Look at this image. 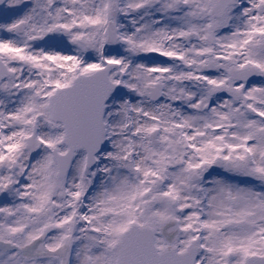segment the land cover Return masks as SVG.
<instances>
[{"label":"snow or ice","instance_id":"snow-or-ice-1","mask_svg":"<svg viewBox=\"0 0 264 264\" xmlns=\"http://www.w3.org/2000/svg\"><path fill=\"white\" fill-rule=\"evenodd\" d=\"M0 264H264V0H0Z\"/></svg>","mask_w":264,"mask_h":264}]
</instances>
